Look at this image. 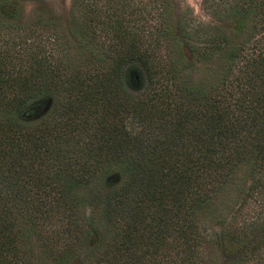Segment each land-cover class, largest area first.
<instances>
[{
  "label": "trees",
  "instance_id": "1",
  "mask_svg": "<svg viewBox=\"0 0 264 264\" xmlns=\"http://www.w3.org/2000/svg\"><path fill=\"white\" fill-rule=\"evenodd\" d=\"M98 1H71L80 48ZM205 1L239 42L195 24L182 36L199 67L157 0L156 22L120 23L100 54L72 61L53 46L22 57L31 33H8L18 8L0 0V264L263 258L264 220L230 221L264 193V0ZM39 103L42 115L23 117Z\"/></svg>",
  "mask_w": 264,
  "mask_h": 264
},
{
  "label": "rangeland",
  "instance_id": "2",
  "mask_svg": "<svg viewBox=\"0 0 264 264\" xmlns=\"http://www.w3.org/2000/svg\"><path fill=\"white\" fill-rule=\"evenodd\" d=\"M11 2L13 6L18 8V14L14 19H7L5 23L10 25H16L17 28L8 31L9 34L12 32H22L27 31L31 33L30 37L27 38L30 41L27 45H24V50L21 52V56H25L26 53L34 48L35 45L41 46V48H47L49 46L55 47L53 52L55 54L65 53L69 55V60H75L76 53L80 51L93 50V52L100 54V51L106 48V43L113 36V32L120 31L119 25H129L130 23L135 24L141 23L143 21L156 22L157 18L155 16L156 9H154L153 0H101L96 3L94 15H89L94 25L92 31L95 32V37L89 40L95 42L96 44H101L100 46L94 45L91 41L87 39H82L87 42L84 48H80L79 43L75 40L72 35L75 24L73 22L74 16H71V1L72 0H7ZM151 1V2H150ZM161 5L164 6L165 13H168L167 20L170 17V22H180L185 27V31H179L180 39L184 43L185 41H191L193 35H183V33L192 31L195 28V24H204V29L206 32L219 33V29L223 30L228 36L233 37L235 41L239 42L238 38L234 35V28L232 24V19L222 16L217 12L222 10V7L214 4L213 7H208V2L205 0H157ZM216 3H220L221 0H215ZM153 5V6H150ZM216 6V7H215ZM220 10V11H218ZM75 16V21H81L77 18L79 15L78 11H73ZM138 14V17H137ZM218 15V16H217ZM133 20V21H132ZM133 28V27H132ZM176 31V30H175ZM4 32V31H3ZM7 32V31H6ZM4 32V33H6ZM174 32V28H173ZM178 33V31H176ZM112 34V35H111ZM54 38L55 44L50 43L49 40ZM57 42V43H56ZM26 46V47H25ZM4 47V46H3ZM185 59L194 62L199 67L200 62L196 61L194 55H192L185 43L183 46ZM12 51V50H11ZM27 51V52H25ZM85 53V52H84ZM213 62L212 65L216 66L218 54L213 53L211 57ZM130 91H136L141 88L140 84L136 87H128ZM134 88V89H133ZM137 88V89H136ZM42 105L43 103H39ZM47 108V103L40 106L39 109L35 110V107H28L22 113L23 117L26 119H36L42 115ZM264 176V175H263ZM264 180V179H261ZM248 184V181H247ZM258 195H246L245 198L234 206V211L232 213L231 221L233 228H238L239 226L246 225L253 221L254 218L259 216L258 221L262 222L264 220V193L261 191V187L258 189ZM258 214V215H257ZM256 215V216H254ZM35 254H39L40 251L34 244ZM232 248H237L236 244L232 245ZM202 252L206 251V245ZM209 254V253H208ZM210 255L207 256L205 262L208 263ZM264 258V255H263ZM255 260V262H247V264H264V259ZM218 260H221L217 257ZM225 260V259H224ZM235 256L230 257L224 264H234L236 262Z\"/></svg>",
  "mask_w": 264,
  "mask_h": 264
}]
</instances>
